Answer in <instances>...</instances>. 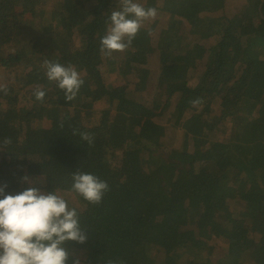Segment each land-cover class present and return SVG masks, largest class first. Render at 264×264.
I'll return each instance as SVG.
<instances>
[{
  "label": "trees",
  "instance_id": "obj_1",
  "mask_svg": "<svg viewBox=\"0 0 264 264\" xmlns=\"http://www.w3.org/2000/svg\"><path fill=\"white\" fill-rule=\"evenodd\" d=\"M58 1L65 3V13L46 29L42 27V35L33 31L37 11L56 6ZM193 1L174 0L170 7L167 0H134L146 8H156L157 16L144 22L131 46L120 52L121 58L112 65L110 60H99L100 40L107 34L111 13L120 10V0H0V84L12 86L6 85L7 95L0 92V187L6 185V194L29 186L45 193H67V198L62 197L70 208H76L86 234L83 244L66 243L67 264L76 259L80 264H115L120 258H127L122 264H201L198 256L209 246L208 240L200 243L204 236L201 227L206 233L216 229L225 234L230 229L231 218L220 213L221 203L208 204V188L202 186L204 197L192 194L184 199L182 195L196 182L205 184L216 172L215 162L220 160H210L219 155L211 152L216 142H248L264 134V0L258 5L257 20L245 19L242 26H233L230 16L216 12L217 8L211 17H199L200 6L210 0H196L191 5ZM218 1L213 5L223 3ZM215 12L221 22L214 20ZM242 15L239 11L231 16ZM201 24L205 29H200ZM141 32L147 34L144 43L139 41ZM206 33L212 42L207 49L200 43ZM41 37L42 43L50 44L51 54H43L46 50L41 44L38 47ZM45 59L72 65L79 72L83 85L75 98L83 97L89 108L109 101L111 108H117L122 101L128 108L126 114L102 111L98 120L100 125L103 117L105 126L99 131L84 126L69 109L61 121L52 123L51 111L74 99L66 101L58 84L47 79ZM224 64L230 65L226 71ZM192 68L202 72L196 87L188 83ZM11 69L21 73L24 82L15 84ZM37 87L46 93L42 102L34 96ZM197 98L201 103L193 106L190 101ZM174 100L178 102L170 119L174 126L186 115L182 108L202 107L193 115L188 131L192 155H188L186 166L176 165L184 168L185 176L172 166L161 144L151 143L153 120L168 113ZM81 133H90L92 143ZM6 138L10 144L4 143ZM139 139L144 142L139 143ZM77 157L83 162L99 159L112 172L109 190L98 205L72 190L75 172L95 173L83 171ZM155 173L161 179L154 178ZM25 176L31 185L23 181ZM190 177L195 178L194 183L184 180ZM115 186H120L129 207L113 216ZM169 203L175 207L170 217L165 215ZM201 205L206 207L204 223L193 213ZM217 215L227 221L218 228ZM258 231L263 234L259 246H264V231ZM90 235L94 240L89 248ZM81 252L87 255L79 257ZM255 261L264 264V249Z\"/></svg>",
  "mask_w": 264,
  "mask_h": 264
},
{
  "label": "rangeland",
  "instance_id": "obj_2",
  "mask_svg": "<svg viewBox=\"0 0 264 264\" xmlns=\"http://www.w3.org/2000/svg\"><path fill=\"white\" fill-rule=\"evenodd\" d=\"M76 1V0H75ZM81 2V0H78ZM150 0H148L149 2ZM218 0H210L206 4L200 6L201 11L199 13V17L207 16V18L211 17L213 14L214 8H217L216 12L226 14L230 17H228L230 23L233 26H242L243 21L247 19V21L251 20H257V10L258 5L261 0H223V3H217L218 6L213 5V2ZM168 6H173L174 0H167ZM191 2V1H190ZM196 0L193 1V4H195ZM219 2V1H218ZM81 4V3H78ZM161 4V2H160ZM163 6H166L167 3L163 2ZM65 3H61V1L57 2L56 6H47L43 10L37 11L38 16L37 19L33 20V31L38 30V33L42 35L43 32L40 31V29L47 28L50 26L51 21H56L58 17L62 16L65 13ZM222 10V11H221ZM17 11H21L20 8L17 9ZM242 11L244 15L242 16H231L235 14L236 12ZM214 13L216 15L217 13ZM213 15V16H214ZM217 18V19H214ZM214 18H210L209 20H220L221 17L219 15H216ZM46 20H49L46 22ZM64 23V22H63ZM65 24V23H64ZM215 25V24H213ZM200 29H205L203 27V24H201ZM137 36V35H136ZM139 36H142V38L139 39L142 40V42H145V38H147L146 33H140ZM210 33H206L203 37H200V43L202 47L211 48L212 42L209 40ZM135 40V38H134ZM43 37L39 39L38 41V47L40 48V44L44 49L46 50V53L43 54H51L48 53L49 46L48 41L46 43H42ZM12 45L16 44V41H12ZM138 48V46L136 47ZM36 57V56H32ZM25 58H28V56H25ZM121 58L120 52H114L111 57H106L104 55H100L99 60L105 61L110 60V63L113 65V63L116 64V61ZM229 64L223 65V71H226L229 69ZM10 70V68H9ZM198 69L192 68L189 71V80L188 83L191 87H196L201 77V71L197 72ZM11 73L15 77V84H18V82H24L23 75L19 73L17 70L11 69ZM9 85L10 84H5ZM12 87V86H11ZM19 88L18 86H14V90H17ZM141 93L139 95V100L141 99ZM33 100V98H32ZM110 100V99H109ZM111 104L112 101H109ZM109 104L102 102L97 105L96 108H89L85 102L83 97L75 98L71 103H65L64 106L58 107L55 110H52V120L51 122H59L61 121V118L65 112V110L69 109L71 111L70 114H74L75 116L79 117L83 123L84 126L90 127V129L99 131L100 128H104L105 126V119L102 117L103 121L99 125V115L102 111H108L111 112L113 115L117 116H123L126 114V110H128L127 106L125 105V102H118L117 108H111ZM178 102L177 100L172 101L170 111L166 113L164 116L156 118L153 120L154 127L152 131V140L151 143L154 144H161L166 152V154L169 157L170 163L173 167H175L180 174V176H185V170L184 168H179L176 166L180 163V165H184L186 163V160L188 158V155H192L193 147L191 138L192 135L189 134V127L191 124V120L193 119V115H196L197 113H200L202 110V107H195V109H189V108H182L181 111L185 112V117L180 122L179 125L174 126L173 123H171L170 119L172 117V113L174 112L175 108L177 107ZM132 105H129V109H131ZM133 111H137V109H134ZM229 112H232L233 109H229ZM83 113L85 114L84 117H82ZM40 116V113H39ZM130 119L134 120L135 118L131 115H128ZM145 117V116H144ZM255 123L253 124V126ZM261 129L260 125L256 124V128ZM134 137L135 135H131ZM139 143H143L144 140L139 139ZM224 146H233L239 150L236 151V158L237 160V171L234 176H231L230 178V184H231V192H229V196L232 194V202L230 207V217L235 218L236 215L241 216L234 222V224L230 227L229 231H227L225 234H222L221 230L216 229H210L207 230V233L205 232V227L203 230H201L204 234L203 241L205 242L208 240L209 246L205 249V252L199 254V259L201 264H256L255 256L260 253L264 246H259L263 241L260 240V237H263V234L257 231V228L253 226V223L247 219H243V221H240L241 218L249 217L250 215L245 214L244 212L247 209H240L238 206L237 201L238 200H244L248 201L247 198L242 197L241 192L243 193L249 191L252 192V194L248 193L247 197L249 201H255L257 200V193L259 190L264 189V167L259 164V159L262 161L264 159V134L261 132L260 134H257L252 137V139H248V142L244 140H237V141H227L226 139L222 142H216L214 146L211 148L212 153H219V155L216 156L217 159L220 160V162H215V169L216 172L224 170L226 166V160L227 158L232 157V153L225 149H222ZM256 146V147H255ZM254 158H257L256 161H252ZM258 160V162H257ZM257 162V163H256ZM79 163L83 168H81L83 171H91L95 172L93 175L99 177L101 180L108 182H111V174L112 172L109 171V168L107 167L106 162L101 163L99 159H91L87 160L85 162L79 161L77 157V162ZM264 165V164H263ZM186 166V164L184 165ZM239 168V169H238ZM209 167H205L206 171H209ZM230 170V169H229ZM225 171H228V169H225ZM98 173L100 176H98ZM44 177V176H43ZM40 176V179L43 178ZM154 178L161 179L160 175L158 173H155L153 175ZM2 179H0L1 181ZM185 181H188L189 184L195 182L194 177H190V179H184ZM244 183L242 188L240 189L237 185L239 182ZM249 180V181H248ZM248 181V182H247ZM41 183H44L40 181ZM248 183L247 185H245ZM196 182L193 187H189V189L186 191V194L183 193L182 197L184 199L191 197L192 194L194 196L199 195L200 197H204V192H201L204 188L209 189L208 194V204L210 205L211 202H213V189L219 185L220 187H226L224 186V183L221 179L217 181L215 178H211L208 182V180H205V184H202ZM203 186V189H202ZM115 189L117 190V196L116 198H111V203L113 207V216L116 214H119L120 211L126 210L129 207V203L127 202L126 196L123 191L120 190V186H115ZM223 192V191H220ZM60 196H63L65 198L68 197L67 193H63ZM231 197V196H230ZM166 201H170L169 198L166 199ZM236 202V203H235ZM196 203V202H195ZM260 210L264 209V199L260 202ZM197 204V203H196ZM173 204L169 203L168 207L165 209V215L170 217L172 215V209L175 207H172ZM200 209L197 210L196 208L193 209L194 216L196 217L197 221L200 223H204L206 220L203 218L204 212L206 210V207L204 205H201L199 207ZM235 208V209H234ZM106 210L109 208L106 206ZM256 207L253 206L250 202L248 203V212L252 213L255 212ZM262 214H264V210L261 211ZM112 216V214H111ZM201 216V219H200ZM135 219V217H133ZM218 221V219H217ZM198 222V223H199ZM199 223V224H200ZM219 223V222H218ZM220 224V223H219ZM258 229H261L264 231V220L261 217L260 212L257 214L256 218V224ZM214 226V225H213ZM167 231L170 229L166 228ZM95 233V230L93 231ZM261 234V235H260ZM260 235V236H259ZM94 238L92 235H90V238L88 239L87 246L90 248L91 243L93 242ZM87 253L81 252L79 254V257L85 256ZM115 264H122L125 261H127V258H120Z\"/></svg>",
  "mask_w": 264,
  "mask_h": 264
},
{
  "label": "clouds",
  "instance_id": "obj_3",
  "mask_svg": "<svg viewBox=\"0 0 264 264\" xmlns=\"http://www.w3.org/2000/svg\"><path fill=\"white\" fill-rule=\"evenodd\" d=\"M120 4V10L111 13L107 34L100 40V52L106 57L126 51L144 22L157 16L156 8H146L134 0H120ZM43 67L47 79L64 91V99L68 102L75 99L83 85L79 72L72 65L48 59L43 61ZM0 92L7 95V86L0 84ZM45 95V91L36 88V100L42 102ZM190 103L196 106L201 100L197 98ZM81 136L92 143L90 133ZM4 143L10 144V138ZM22 179L31 185L29 177ZM5 187H0V264H67L66 243L86 241L76 208H70L68 201L54 191L45 193L29 186L16 194H6ZM72 190L90 204L98 205L109 185L93 174L77 171L73 174ZM73 264H80L79 259Z\"/></svg>",
  "mask_w": 264,
  "mask_h": 264
},
{
  "label": "crops",
  "instance_id": "obj_4",
  "mask_svg": "<svg viewBox=\"0 0 264 264\" xmlns=\"http://www.w3.org/2000/svg\"><path fill=\"white\" fill-rule=\"evenodd\" d=\"M222 149H225V150L229 151V153L231 152L232 153V157L227 158L226 163H225L226 166H225L224 170H222V171L220 170L218 172L211 173L209 175V180L211 178H215V180L217 181V184H218V180L221 179L222 182L224 183V186L226 187V189H225L224 187L222 188L219 185H217V187H215L213 189V200L215 202H217V203L218 202L221 203L220 206L223 207V212H220V213H224V215L227 218L228 216H230V212L229 211L231 210L230 209L231 202L233 201L232 200V197H233L232 194L230 195L231 197L229 196V192H231V189H230V187H231L230 178H231V176H234L236 174L235 171H237V169H236L237 160H235V158H236V151L239 150V149H237L236 146L235 147H233V146H224ZM217 154H219V153H217ZM215 157L216 156H213L210 160H214ZM256 159L257 158H254L252 161L254 162V161H256ZM257 162H258V160H257ZM258 163L261 164L264 167V165H263L264 164V159H262V161L259 159V162ZM206 167H208V166H206ZM225 169H228V171H225ZM243 181L244 180H242V182H239L237 184L240 189L244 185ZM247 184L248 183H246L245 185H247ZM204 189H206V188H204ZM220 191H223V192H220ZM248 193L252 194V192L250 191V189H249V191H247L245 193H243V191L241 192L242 197L247 198L248 201H245V199L244 200H238L237 201L239 208L240 209H247L244 213L247 214V215H250L249 217L241 218L240 221H243V219H247V220L251 221L253 223V226H255L257 228V231H258V227L255 224H256L257 214H258V212H260V205H261L260 202L264 199V189H261V190L258 191V193L256 195V197H257L256 202L255 201H252V200L249 201V199L247 197ZM206 200H208V196H207ZM249 202L253 206L256 207L255 212H252V213H249L248 212V203ZM239 217H241V216L236 215L235 218H232V216H231L230 217L231 219L228 222V226L231 227L234 224V222L236 221L235 219H237ZM217 219H218V221H217ZM223 221L225 223H227V221L226 220H223L219 215H217L215 217V222L216 223L219 222L221 224ZM219 223L217 224V228H218V225H220Z\"/></svg>",
  "mask_w": 264,
  "mask_h": 264
}]
</instances>
